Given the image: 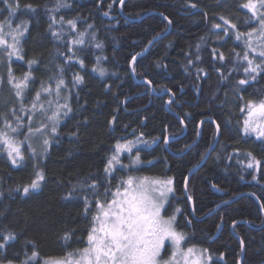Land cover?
Returning <instances> with one entry per match:
<instances>
[{
    "label": "trees",
    "instance_id": "trees-1",
    "mask_svg": "<svg viewBox=\"0 0 264 264\" xmlns=\"http://www.w3.org/2000/svg\"><path fill=\"white\" fill-rule=\"evenodd\" d=\"M244 2L124 0L121 5L119 0H66L70 7L52 12L56 0H19L21 11L17 12L15 22L28 20L29 31L22 41L24 60L13 58L12 70L20 78L28 70L27 60H39L33 65L36 83L29 89V98L40 81H47L58 72L57 64H64L66 47L48 31L50 15L57 20L61 16L65 21L75 19L77 32L86 33L85 47L77 53L84 67L73 62L64 72L69 86L74 73L83 76L84 82L72 88L69 103L73 111L61 121L59 135L45 158H40V138L32 143L37 160L29 159L26 152L20 167H13L0 154V239L8 233L16 236L5 250H0V261L7 264L8 260H14L19 264L25 258V251L31 254L33 245L42 257H61L65 251L84 247L91 215H84L80 186L92 177L103 182L104 162L117 140L139 137L147 141L138 147L144 163L129 171L139 177L173 180L175 191L170 196L168 212L171 214L176 207L181 209L177 228L187 233V246L208 249L212 264H239L241 245L231 232L235 222L234 233L242 239L245 248L242 264H264V141L243 134L244 114L239 110L250 99L264 98V72L247 85L236 84L244 78L246 37L237 41L232 30L227 36L222 35L227 26L220 19L221 16L228 19L240 32L251 31L252 25L246 22L251 13L240 8ZM26 4L33 5L36 11H24ZM0 9H5L0 12L2 20L8 15L3 0ZM169 20L170 33L141 56L156 37L168 31ZM214 23L221 24V29H214ZM54 27L59 31L61 25ZM63 27L65 39L76 36L66 23ZM95 43L101 47L96 48ZM219 54L225 57L223 61ZM97 57L101 58L99 66L106 70L103 77L92 71ZM132 57L136 58L134 63ZM0 60L3 61L0 77L4 80L0 85V114L11 118L9 109L18 104L7 83V58L2 53ZM189 60L193 61L191 65ZM132 63L136 79L130 72ZM197 68L204 69L207 76L198 73ZM221 72L231 75L221 81ZM136 80L150 81L157 93L169 91L174 101L167 109L171 96H154L149 85H140ZM113 117L115 122L110 124ZM205 119L220 125L219 140L206 163L189 178L187 192L197 219L220 207L204 221H196L184 187L190 171L214 145L216 127L205 122L198 144L181 157L171 155L164 148V138L183 135L185 126V137L169 146L172 153L182 154L197 140L199 124ZM249 152L261 162L258 169L246 167ZM37 162L45 180L38 191L24 196L23 186L34 179L33 164ZM123 162L127 164L128 160ZM116 176L119 179L125 173L121 171ZM115 183L113 180L112 184ZM73 186L77 188V198L64 199ZM17 188L21 191H16ZM244 194L255 197L246 195L229 203ZM66 232L72 233L67 242L62 239Z\"/></svg>",
    "mask_w": 264,
    "mask_h": 264
},
{
    "label": "snow or ice",
    "instance_id": "snow-or-ice-1",
    "mask_svg": "<svg viewBox=\"0 0 264 264\" xmlns=\"http://www.w3.org/2000/svg\"><path fill=\"white\" fill-rule=\"evenodd\" d=\"M119 2L123 4L124 0ZM3 3L6 5L8 15L0 20V53L7 58V83L13 89L18 107L14 105L9 109L11 118L8 114H0V154L5 155L13 167H20L26 159V152L29 159L37 160V151L31 142L33 138H40L42 147L40 158L46 157L52 141L59 135L61 121L73 111L69 103L71 90L82 84L84 78L74 73L69 86L64 79V72L65 67L73 62L78 63L81 68L84 67V61L77 53L85 47L86 33L77 32L75 19L65 21L63 16L59 20L54 15L49 16L48 31L54 40L64 43L66 47L64 64H57L58 72L49 76L47 81H40L39 87L29 98V89L36 83L33 65L38 64L39 60L35 58L27 60L28 70L20 78H17L12 70L13 58L17 61L24 60L22 41L29 31V21L22 19L18 23L15 22L17 12L21 11L19 0H3ZM191 6L196 7L195 4ZM67 7L70 5L66 0H56L55 7L50 11L56 12L60 8ZM240 8L251 13L246 21L252 25L251 31L240 32L228 19L223 16L220 19L227 26L223 28L222 35L227 36L229 30H232L237 41L246 37L244 46L247 50L243 52V60L246 61V66L243 67L244 78L236 81L238 86H244L264 72V0H245L240 4ZM4 10L0 9V12ZM23 10L34 13L36 8L26 4ZM104 15L107 16L108 13L105 12ZM165 19L168 20L167 17ZM168 22L171 23L170 20ZM65 23L71 32H76L75 37L65 39L66 33L63 27ZM57 24L61 25L59 31L54 27ZM212 27L221 29L222 26L214 23ZM95 39V34H92V40ZM95 47L100 48L101 44L95 43ZM213 58H216L215 51ZM100 59V57L96 58V66L92 71L98 72L103 77L106 70L99 66ZM135 59L132 57L133 63ZM219 59L221 61L225 59L223 54H219ZM2 62L0 60V63ZM188 63L191 65L193 61L189 60ZM197 72L207 76L202 68H197ZM230 75L231 73L225 75L221 72V81L227 80ZM197 78L199 79V76ZM3 83V77H0V85ZM145 83L151 82L145 81ZM238 98L242 99V97ZM172 102L169 100V103ZM239 110L244 114L241 128L243 134L254 135L256 140L264 141V98L250 99L240 106ZM114 122L115 117L109 121L110 124ZM216 132H220L219 124L216 125ZM141 143L147 144V141L139 137L136 140L123 142L117 140L111 146L110 155L104 162L103 182L97 177H92L81 184L80 198L84 202V215L85 217L91 215L84 247L65 251L61 257H42L33 245L31 254L25 251V258L20 260L19 264H212V256L208 249L187 246V233L177 228V214L181 213V209L176 207L171 214L168 212L170 195L175 191L173 180L161 177H139L129 171L144 163L138 148ZM164 143H168L167 137L164 138ZM247 156L248 169H258L261 166V162L256 160L252 153H247ZM124 159L128 160L127 164L123 162ZM148 163L152 162L148 161ZM33 168L34 179L23 186L24 196L38 191L45 180V173L38 162L33 164ZM121 171L125 176L117 179L116 174ZM255 178L253 176V179ZM113 180H116L115 185L112 184ZM16 191L21 189L17 188ZM76 193L77 188L73 186L64 199L77 198ZM188 199L192 198L189 196ZM93 208H95L94 212L91 211ZM232 226L235 228V222ZM71 236V232H66L62 239L67 242ZM15 239L16 236L12 233L4 235L0 239V250H5L9 242ZM241 245L243 246V241ZM0 264L4 262L0 261ZM7 264H16V261L8 260Z\"/></svg>",
    "mask_w": 264,
    "mask_h": 264
},
{
    "label": "water",
    "instance_id": "water-1",
    "mask_svg": "<svg viewBox=\"0 0 264 264\" xmlns=\"http://www.w3.org/2000/svg\"><path fill=\"white\" fill-rule=\"evenodd\" d=\"M121 5H122V4H121ZM121 5H120V10H121ZM148 15H150V14H148ZM148 15H146V16H148ZM146 16H145V17H146ZM143 18H144V17H143ZM171 28H172V26H171V24H170L168 31H167L165 34L156 37V38H155V39L149 44V46L146 48V50L141 54V56H144V55L150 50V48H151V47H152L157 41H159V40H161L162 38L166 37V36L170 33ZM130 72H131L132 77H133L134 79H136V78H135V74H134V70H133V63L131 64ZM136 82H137L138 84H140V85L147 84V83H145V80H142V81H137V80H136ZM147 85H149V86L151 87V91H152V94H153L154 96H171V97H172L171 100L174 101V96H173L169 91L165 90V91H163V92H161V93H157L152 85H150V84H147ZM170 104H171V103L168 102V104L166 105V108H167V109H168V107H169ZM179 120H180L181 123H183L182 120H181L180 118H179ZM205 122H211V123H214L215 121L212 120V119H205V120L201 121V123L199 124V134H198V138H197V140H196L192 145H190V146L186 149V151H185L184 153H182V154H178V155H177V154H174V153L171 152L169 146H170L173 142L178 141V140H181V139H183V138L185 137V135H186V133H187V130H186V127H185V126H184L185 132H184L183 135H181V136H179V137H174V138L167 137V139H168V143H167V144L164 143V148H165V149H166L171 155H173V156L181 157V156L185 155L186 153L189 152V150H191L193 147H195V146L198 144V142H199V140H200V137H201V128H202V125H203ZM214 125H215V127H216L217 124L214 123ZM218 140H219V133L216 132V140H215L214 145L209 149V151L207 152L206 156H205L204 159L201 161V163H200L195 169H192V170L190 171V173H189V175H188V177H187V179H186V183H185V187H184V192H185V195H186L187 199H188V197H189V194H188V192H187V182H188L189 178H190V177H191V176H192L197 170H199V169H200V168L206 163V161H207L208 158L210 157L211 153H212L213 150L216 148L217 143H218ZM246 195L254 196V195H252V194H244V195H240V196L236 197L234 200L230 201L229 203L234 202V201H237L239 198H241V197H243V196H246ZM254 197H255V196H254ZM188 200H189V199H188ZM189 202H190V205H191V215H192L193 219L196 220V221H204L205 219H207L208 217H210V216H212L214 213H216V211H217L218 208L220 207V206H218L215 210H213L211 213H209L206 217H204V218H202V219H197L196 216H195V214H194L193 201H192V199L189 200ZM231 232H232V234L235 236V238L239 240L240 245H241V241H242V239L234 233V228H233V226L231 227ZM241 250H242V251H241V258H240L239 264H242V263H243V259H244V255H245L244 244H243V246L241 245Z\"/></svg>",
    "mask_w": 264,
    "mask_h": 264
},
{
    "label": "rangeland",
    "instance_id": "rangeland-1",
    "mask_svg": "<svg viewBox=\"0 0 264 264\" xmlns=\"http://www.w3.org/2000/svg\"><path fill=\"white\" fill-rule=\"evenodd\" d=\"M37 139H38V137L37 138H33V141H32V143H34V142H36L37 141ZM140 146V144L138 145V147ZM136 149H134L133 151H135ZM126 155V154H125ZM172 195V194H171ZM170 195V196H171Z\"/></svg>",
    "mask_w": 264,
    "mask_h": 264
}]
</instances>
